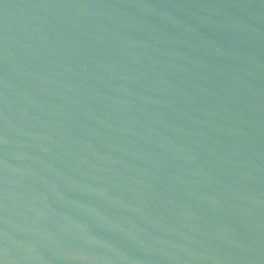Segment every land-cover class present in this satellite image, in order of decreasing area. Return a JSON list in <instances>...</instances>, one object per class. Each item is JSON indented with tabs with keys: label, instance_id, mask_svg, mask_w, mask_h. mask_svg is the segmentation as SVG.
<instances>
[{
	"label": "water",
	"instance_id": "water-1",
	"mask_svg": "<svg viewBox=\"0 0 264 264\" xmlns=\"http://www.w3.org/2000/svg\"><path fill=\"white\" fill-rule=\"evenodd\" d=\"M0 264H264V0H0Z\"/></svg>",
	"mask_w": 264,
	"mask_h": 264
}]
</instances>
